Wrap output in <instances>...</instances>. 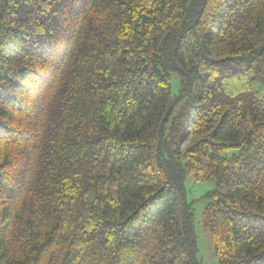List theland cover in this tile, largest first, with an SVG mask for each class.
I'll return each instance as SVG.
<instances>
[{
	"label": "trees",
	"instance_id": "trees-1",
	"mask_svg": "<svg viewBox=\"0 0 264 264\" xmlns=\"http://www.w3.org/2000/svg\"><path fill=\"white\" fill-rule=\"evenodd\" d=\"M210 179L264 264V0H0V264H202Z\"/></svg>",
	"mask_w": 264,
	"mask_h": 264
},
{
	"label": "rangeland",
	"instance_id": "rangeland-1",
	"mask_svg": "<svg viewBox=\"0 0 264 264\" xmlns=\"http://www.w3.org/2000/svg\"><path fill=\"white\" fill-rule=\"evenodd\" d=\"M174 90L176 91V81H174ZM214 180L204 181H185L186 200L192 203L194 212V229L197 243V258L202 264H218L214 254L209 233L204 229L201 223V215L207 204L206 192L212 190Z\"/></svg>",
	"mask_w": 264,
	"mask_h": 264
}]
</instances>
